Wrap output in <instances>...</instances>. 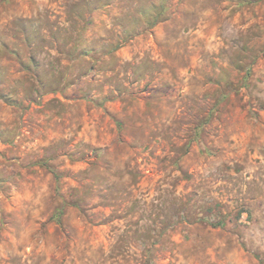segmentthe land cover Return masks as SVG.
<instances>
[{"label":"rangeland","instance_id":"rangeland-1","mask_svg":"<svg viewBox=\"0 0 264 264\" xmlns=\"http://www.w3.org/2000/svg\"><path fill=\"white\" fill-rule=\"evenodd\" d=\"M0 264H264V0H0Z\"/></svg>","mask_w":264,"mask_h":264}]
</instances>
